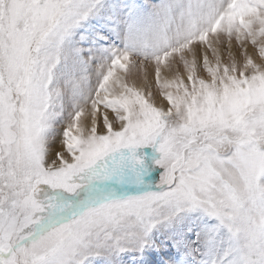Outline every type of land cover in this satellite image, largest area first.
<instances>
[{
  "label": "snow or ice",
  "instance_id": "6c2138e0",
  "mask_svg": "<svg viewBox=\"0 0 264 264\" xmlns=\"http://www.w3.org/2000/svg\"><path fill=\"white\" fill-rule=\"evenodd\" d=\"M0 264H264V0H0Z\"/></svg>",
  "mask_w": 264,
  "mask_h": 264
}]
</instances>
